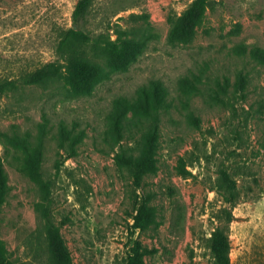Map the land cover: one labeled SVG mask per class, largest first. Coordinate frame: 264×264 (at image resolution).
Instances as JSON below:
<instances>
[{"label": "rangeland", "instance_id": "374dc122", "mask_svg": "<svg viewBox=\"0 0 264 264\" xmlns=\"http://www.w3.org/2000/svg\"><path fill=\"white\" fill-rule=\"evenodd\" d=\"M77 1L0 0V158L10 186L0 207V239L8 257L18 264H47L38 247L43 239L35 206L39 190L17 169V161L10 162L1 135L12 127L35 131L46 113L53 121L76 120L87 132L77 154H62L58 171L53 140L47 141L43 162L45 175L55 182L47 202L50 218L70 264H217L209 237L226 211L231 213V264H264V149L259 142L264 66L245 65L251 70L248 96L237 94L232 105L196 96L199 128L178 111L164 116L159 168L146 181L156 214L148 227L135 226L142 191L127 190L114 151H104L99 136L112 98L131 94L149 78L163 79L173 91L190 66L208 62L212 75H233L243 67L229 60L227 51L239 42L264 47V0H210L194 40L186 45L168 42L169 17L175 19L192 0H141L135 6L131 0H96L82 25L73 23ZM142 11L155 30L149 46L127 69L101 75L90 93L67 94L62 80L33 79L48 62L64 70L56 49L62 29L103 30L115 38L116 23L124 22L119 17ZM224 171L232 181L224 179ZM232 186L239 195L233 203L223 198Z\"/></svg>", "mask_w": 264, "mask_h": 264}, {"label": "trees", "instance_id": "16d2710c", "mask_svg": "<svg viewBox=\"0 0 264 264\" xmlns=\"http://www.w3.org/2000/svg\"><path fill=\"white\" fill-rule=\"evenodd\" d=\"M96 0H78L72 17L73 23L82 25L87 15L94 9ZM141 0H131L130 5H139ZM210 0H192L181 14L172 22L167 39L171 45L191 43L200 27ZM123 10L125 8H119ZM115 12L114 14H116ZM124 22L116 23V37L103 30L85 31L72 26L61 30L57 52L65 60L64 70L52 62L34 72V78L43 76L45 82L53 83L61 80L67 94H87L100 81L101 75L107 71L125 70L142 55L154 37L155 30L145 11L131 12L128 16H120ZM229 60L237 59L244 63L231 74H209L210 64L204 62L190 66L181 73L172 91L165 81L158 77L149 78L140 83L131 94H117L105 115L104 127L99 136L104 144V151H114L116 166L125 178L127 190L140 189L143 193L141 203L134 216L135 226L148 227L156 222V214L147 194V178L154 175L159 168L158 153L161 147L162 122L164 116H170L173 110L183 114L190 126L199 128L201 116L195 111L193 101L196 96L222 104H233L237 94L248 96L250 69L245 65L264 66V47L258 44L239 42L228 51ZM249 112V111H248ZM36 130H20L12 127L11 131L1 132L11 161H17V169L28 176L36 185L40 199L35 206L38 211L41 235L43 239L38 247L43 248L47 256V264H70V256L59 227L50 218L47 202L50 190L55 182L46 176L43 170L47 141L55 142L54 168L58 171L63 153H78L83 138L87 135L85 127L76 120L64 118L51 120L46 113L36 125ZM237 132L238 129H236ZM7 141V144L5 143ZM264 149V137L260 139ZM12 146L13 150L9 151ZM226 181H232L228 172H223ZM229 184V183H228ZM234 184V182H233ZM8 175L0 158V207L9 194ZM236 187L232 186L224 200H238ZM231 213L226 211L224 220L216 225L209 237L211 256L217 264H231L230 239L227 223ZM0 264H18L8 257L5 244L0 239Z\"/></svg>", "mask_w": 264, "mask_h": 264}]
</instances>
